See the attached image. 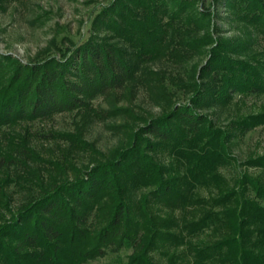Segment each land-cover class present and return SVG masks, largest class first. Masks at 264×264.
Returning <instances> with one entry per match:
<instances>
[{"label": "trees", "instance_id": "obj_1", "mask_svg": "<svg viewBox=\"0 0 264 264\" xmlns=\"http://www.w3.org/2000/svg\"><path fill=\"white\" fill-rule=\"evenodd\" d=\"M218 8L253 32L251 42L220 40L208 50L198 79L187 74V103L145 122L115 157L73 177L44 163L30 168L39 161L25 147L15 160L0 158L5 180L21 187L25 175L35 178L24 180L35 187L29 199L0 224V264H86L124 249L127 264H264V182L243 173L229 186L220 172L235 162L233 142L264 127V103L225 127L207 113L264 98V0L208 8L203 0H111L80 46L25 64L0 54V133L75 111L98 118L97 98L130 85L149 90L162 77L149 65L179 66L215 42L209 24ZM244 166L264 170V155ZM184 238L187 252L171 251Z\"/></svg>", "mask_w": 264, "mask_h": 264}, {"label": "rangeland", "instance_id": "obj_2", "mask_svg": "<svg viewBox=\"0 0 264 264\" xmlns=\"http://www.w3.org/2000/svg\"><path fill=\"white\" fill-rule=\"evenodd\" d=\"M110 1L0 0V54L10 55L25 64L48 53L55 54L57 48L64 49L72 44L80 46L89 38L95 16L101 7ZM211 1L203 0L204 6L208 8ZM227 15L228 12H224L222 8L216 10V15L209 24V31L212 32L215 42L206 49L203 48L194 58L179 66L165 62L150 63L149 67L153 73L162 77H158L159 81L153 77L150 84L152 88L149 86V90L130 85L123 95L94 100L93 108L100 112L98 118L92 114L75 111L58 114L44 122L19 123L4 129L0 133V158L4 156L14 159L25 147L31 150L35 161H39L28 162L30 168L44 163L45 169L57 177L63 175L58 170L65 171L64 175L67 177H73L86 168L115 157L120 150L129 146L145 122L160 117L174 105L187 103L190 96L184 88V85L189 83L187 74H197L195 78L198 79L201 66L209 60L208 50L215 48L220 40L240 45L251 42L255 36L253 32L230 21ZM255 50L259 48L256 47ZM263 103L264 98L251 99L245 107L237 101L236 105L234 103L225 109L207 113L218 127H225L235 113L240 116L261 113L260 106ZM231 153L235 162L220 170L229 186L243 173L259 177L264 182V170L244 166L249 158L264 155L263 126L250 131L241 139H236L232 144ZM46 162L56 163L60 169H56L57 172L52 171ZM10 171L12 173V168ZM27 171L28 169L26 173ZM5 177H8L5 173L0 176L1 225L16 213L21 203H25L31 195L30 192L35 189L25 182L35 179L29 174L25 175V181L22 180L25 185L22 186L21 182V187L15 184L14 178L5 180ZM200 194L207 198L206 192L200 191ZM176 215L180 218L178 213ZM189 241L182 239L171 247V251L187 252ZM130 254L131 249H124L86 264H127ZM191 260L193 264L196 263L193 257Z\"/></svg>", "mask_w": 264, "mask_h": 264}]
</instances>
